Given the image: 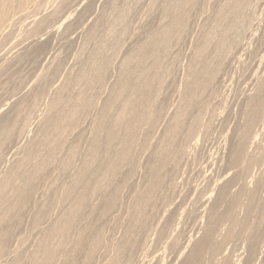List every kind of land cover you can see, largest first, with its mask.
<instances>
[{"label": "bare ground", "instance_id": "6f19581e", "mask_svg": "<svg viewBox=\"0 0 264 264\" xmlns=\"http://www.w3.org/2000/svg\"><path fill=\"white\" fill-rule=\"evenodd\" d=\"M31 1L32 0H0V27L7 20V18L9 17V15L13 11H15L16 9L23 11L22 9H25L28 2H31ZM141 1L142 0H139L140 3H141ZM125 2L127 3L128 0H126ZM139 2H137L136 5H138ZM163 2H164V6H163L164 8L162 10L163 15H168L170 12L172 13V11L174 9H176L177 14H175V16L173 15L174 18H172V17L168 18V19H170L169 23H167L168 19L165 18L167 22L164 20L166 22V25L164 23V27L160 28L158 31V26L160 25L159 24L156 28L157 31L153 30V31H155L154 33L151 31L152 34L148 35L143 40L144 43L141 42L142 46L138 47L139 49L137 51H135V53L133 52V54H130L124 60V62H122V61H121L122 63L119 62L121 64L120 70H119V71H121V75H119L120 77H119V79H117V84L115 86H113L114 89L112 90L113 91L112 94L110 93L111 96H110L109 101H107L106 105H105V103H103L105 106L104 109L102 108L103 111H101L100 115H98V118L96 117V120L94 122H92V124H94V128L91 129L93 131L92 134H91L92 131L90 130L91 131L90 135H92V138H91L90 147H89L87 157L84 161L85 164L83 163L84 164L83 169L80 173H77L76 178L73 181H71L72 184L67 188L65 187V190L63 189L64 190L63 194L61 193L62 197L59 200L60 203L66 204V202L68 200H72V203L73 202L74 203H73V205L72 204L69 205V206H72L70 209H68V208L64 209V213L62 211L63 214H60L61 218H60V215H59V218H57V219H59V221L57 222L55 220L57 223L54 221L55 224L53 226L51 225L52 227L49 225V227H50V228L48 227L49 229L46 226V229H48V230H47V232L44 230L45 234L42 232L43 230L41 231L45 235V237L41 238L43 240H41V242L39 241L40 242V244L38 243L39 245L36 243L37 246H35V247H38V249L41 253V256L40 257L39 256L34 257V255L36 253L35 254L30 253V256L28 257L29 259L28 258L26 259L25 264H55L59 260L61 261L60 264H89L90 262H93L91 260H92V256H93L94 252L98 249L94 254L96 256V253L100 250V247L102 246V248H103V245H102V242H103L102 237L103 236L99 232V229H98V232L96 231L97 227L95 228L94 222L91 221V223H90L87 220L88 224L84 225L83 228H80V227L76 228V227L79 225L78 223L80 221H82V219H83L82 217L86 216V215H83V213L85 211V208L88 205L87 204L88 200H90V197L92 195L95 196L96 191L100 192V190L104 187H105L104 190L107 188V191H108V189H109V191L106 193V196L104 195V193H103V195L101 194L102 197L103 196H105V197H103L102 203L99 204L100 206L99 207L97 206L98 208L97 209L95 208V210H93V212H92L93 216H95V220H97L99 222L101 220H103V221L106 220L104 217L106 216L107 212L109 210H113V207H115L118 200L120 199L119 194L126 184L125 180L129 174H132V171H133L131 168L132 166L130 165V161H131V156L133 153V148L136 147V146L134 147V145H136L137 140L139 139L141 133L144 132V130L147 129V133H148L149 129H151V128L154 129L153 127H156L154 125H156L155 123H157L156 122L158 120L157 118H160L159 113L161 112V114H162L161 110H162V107H164V105H163V103H162L163 106L159 105V103L157 102L158 101L157 99L159 97H157V96H160L159 93L162 94L161 89H162L163 80L167 76L170 77V74H171L170 69H163L164 67L166 68V66H165L167 63L166 60L167 59L169 60V58L166 59V56L169 54V53H167L168 47L173 40L178 39L181 30L184 28L187 20H189L188 12L190 10H192V8L196 5L198 0H163ZM214 2H216V1H214ZM126 3H125V5H126ZM122 6H123V4H122ZM213 7L214 8H211V11L213 10V12H212V14H210V17L208 18V16H206L207 17V23L206 24L204 23L205 27H204V30L202 32L203 34L198 38L199 41L198 40H197L198 42L196 41L197 44L195 46V49L193 48L194 46H192V48L194 50H191V51H194V52L192 55L190 54L192 59L189 56L190 57L189 60L191 59V63H190V67H189V73L187 76L188 80L186 79L187 83H185V88L182 89V91L183 90L184 91L181 92L182 95H180L181 96L180 104L176 108V110H174L175 111L174 114L172 116H169L168 120L169 119L170 120L168 121V123L166 122L167 124L164 128V131L162 130L163 133L160 131L162 133V135L160 134V139L156 140V141L159 140L156 147L153 148V146H154L153 142H152V145H151V143L148 144V145L152 146L151 149L153 148L154 150L152 149L153 151H151L152 153L150 154V156L152 158V162L149 163V164H151L149 166V176L146 179V182H144L145 181L144 179L142 182L143 184L145 183V185H143L141 183L143 185L142 188H140L138 190H132L134 192L130 191L133 193L132 195L130 194L131 195L130 201L128 199L129 198L128 196L123 197V198L127 197L128 201H126V206H127V202H128L129 203L128 205L131 209V211H130L131 216L129 214L130 217H129V221H128L129 225H128V227L126 226L127 228L125 226H123L124 228H126V229H124V231L125 230L126 231L123 234V236L121 238L119 237L120 239L118 238L119 241H117V243L115 241V244H113L112 246H109L110 249L106 253L104 252L105 254L103 257L101 256L102 257L100 259V260H102L101 264H160L159 263L160 261H158V260L156 261V259H155L157 257L156 255H155L156 257L153 258L155 260H153L152 258L147 259V257H150V255H152V254H150L149 256H147L148 252L151 250L150 249L148 251V246L152 245V244H150L151 240H149V236L154 234V232L152 233V231H155L156 232L155 237H157L156 240L153 239L154 235L151 236L153 238H150V239H152L158 243L160 242L161 243L160 245H162V243L165 244L168 240H170L169 239L170 235L173 237V235L171 233H173L177 229L176 227L179 225L178 221L182 222V220L180 221L179 218L181 216H182L181 219H183V216L185 218L186 211H185V208L183 206H184L187 198L190 197V195H192V194H190V192H188V190H185L187 192L184 195H180V193L178 194V192H177L178 184L176 182L178 181L177 179H180L179 172H181V171H179V170H181L183 168L184 164L186 163V159L188 157L187 155L190 154L189 149L193 150L192 148H194L193 147L194 144H195V146L197 145V143H196L197 139H195V133H196V130L198 128V125L200 126V124H201V123L199 124V122L201 121L200 112H201L203 106L205 105V103L208 101V97H212L214 94H216V92H219L217 89L220 90V87H221L220 84H221V81L224 79V77L226 78V82H227L226 76H228V74H230L235 68H238L241 66H243V69H244V72L242 73L244 75H243V77H241L243 80L242 92H241L243 98H242V102L239 105V109L237 108L238 112L236 111L237 112L236 118L235 117H234L235 119L232 118V119H234V121H233L234 126H233L232 131H230L231 133L227 136V140H226L227 144H225L226 145V152L223 149V151L226 153L225 169L222 170L221 173L213 176V177H215L214 183L212 182L213 180L210 178V180H212L211 182L213 184H215V186L217 188L216 192L213 191L212 187H211V190H208V189L201 190V188L200 189L198 188V185H197L198 189L194 188L193 191L190 190L191 192H195V195H196L195 198L197 200L196 203L198 205H200L199 206L200 208H203V210L205 211L204 212L205 214H203L202 210H201L202 213H200V215L203 214V216L199 217L198 214H196V218L199 217L200 219L198 222L195 221V222H197V224L194 223L195 227L193 225V227H194V228H192L193 231L191 230L193 232L192 234H189L188 237H186V238H180V237L174 238L173 237L174 238L173 240L171 238L172 241L170 240V242H167L166 245H164V247H161V248H163L162 249L163 253L167 250L168 251L167 253H169V255H170L169 256L170 259H168L169 261L166 259L167 260L166 264H238V262L236 263V261H233L234 259L231 260L230 253H232L235 250L239 251V249H241V251H243V253L241 252V254L245 255V253H246L245 257L248 256L250 259L251 258H257V259L260 258V260H262L261 258L264 257V168L262 167V166H264V145L260 146L258 143V138H260V139L264 138V0H217L216 4H213ZM201 9H202V7H201ZM119 10H121V9H119ZM131 10H133V7ZM129 11L130 10H128V9H124L118 15L117 19L113 18L115 20H114L112 25L109 24V27H111L109 29V32L105 33L102 38H101V35L99 37L100 33L97 32V30H95L96 31L95 33H99L98 34L99 38L97 39L96 38L97 36H96V37H94L95 40H99L101 38V40H99L97 45L95 44L97 46L96 50L90 51L93 53L92 55H94L96 57V60H97V58L98 59L102 58V56L104 55V54L102 55V53H103V49L106 48L107 44L109 43L108 42L109 35H112V37L117 35V36H115V37H117V39H115V37H114L115 42H117V44H119L121 42L120 40H121V38H123V36L125 34V30H126L125 28H126L127 20H128V18L130 19V17H128V16H130L129 15L130 12H133V11H130V12ZM114 12L115 11H113V15L117 16L118 13L116 14ZM60 13H62V12H60ZM172 14H174V11ZM189 14H191V11ZM159 16H161V15H159ZM53 19H54L53 21H55V18H53ZM66 20H68V19L65 18V20H63L64 23L66 22ZM154 21H155V19H154ZM62 22H59L60 25ZM151 22H153V21H151ZM159 22H160V19H159ZM146 23L148 24V22H146ZM155 23H157V22H155ZM162 23H163V20H162ZM97 24H99L98 21H97ZM8 25H10V23ZM94 25H96V24H94ZM56 29L54 27V30H56ZM99 29H100V27H99ZM186 30H187V28H186ZM91 32H93L92 29H91ZM103 32L104 31H102L101 34H103ZM149 33H150V31H149ZM146 34H148V33H146ZM91 35H93V34H91ZM92 38L93 37L91 36V40H92ZM137 38H138V36H137ZM93 42H95V41L93 40ZM115 42H114V44H116ZM35 43H37V42H35ZM90 44H92V43H90ZM92 45H94V44H92ZM30 46H32V45H30ZM116 47H118V46H116ZM45 48H47V47H45ZM43 49H44V45L41 44L39 47L34 48L33 51L29 52L28 54H26L27 53L26 52L25 53L26 55H24L22 57L17 56L18 57L17 58L16 56H13V57H16L17 59L15 58L16 60L15 59H12V60H14L15 62H20V61L25 62V61L33 59L35 56L37 58V54L40 53ZM114 50L116 51V49H114ZM119 50H120V48H119ZM117 54H118V52H117ZM90 55H91V53H90ZM41 56H42V54H41ZM179 57H181V56H179ZM103 58H104V56H103ZM90 60L92 63L93 60L92 59H90ZM164 61H166V63ZM97 62H99V63L101 62L102 66L96 67V68L89 67V68L83 69L80 74L78 73L79 74L78 76H76V77L74 76L75 83L78 84L79 81L82 82V80L83 81L85 80L87 82L89 75L92 72L94 73V71H96V70H97V74H96L97 79H98V81L101 80L105 76V68H106L105 65L107 62L103 61L104 62L103 64H102V60L101 61L99 60ZM89 63L87 62V64H89ZM163 63L165 64L164 66H163ZM13 64H15V63L13 62ZM30 64H32V62ZM16 65H18V63ZM51 65H53V64H51ZM18 67H19V65H18ZM187 67H188V65H187ZM187 67H185V68H187ZM241 69H239V70H241ZM78 71L79 70H77L76 73ZM2 72L0 74H2ZM186 72H187V69H186ZM5 73L7 75L12 74L11 70H8V68L5 70ZM178 74H180V73H178ZM7 75H6V77H9ZM14 75H16V74H14ZM173 75H174V72H173ZM1 76H3V75H1ZM16 76H13V78ZM106 76H108V75H106ZM3 77H2V79H3ZM6 77H5V80H6ZM182 77H183V75H182ZM17 79H18V77H17ZM137 79L139 80V82H138V84H135ZM9 80H10V78H9ZM20 80H18V82ZM6 81L8 82V79ZM172 81H173V78H172ZM183 81H184V79H183ZM96 82H97V80H96ZM223 82L225 83L224 80H223ZM3 83H4V81H3ZM183 83H182V86H183ZM16 84H17V82H16ZM85 84H87V83H85ZM79 85L80 84H78L77 86H79ZM225 85L226 84H224V86ZM1 86H2V84H1ZM72 86H74V85H71V87ZM86 86L89 88L88 84ZM95 86L99 87L98 85H95ZM39 87H40V85L38 86V88ZM66 87H68L67 84L65 85V88ZM87 87H85V88H87ZM20 88H22V87L20 86ZM81 88H83V87L81 86ZM95 89H94V91H95ZM77 90L79 91V89H77ZM77 90L75 91V89H74L72 92V94H74V96L70 100L71 102L68 101V103H70V107L68 110L61 111V110H59L60 107L58 106L59 102L56 101L54 103L53 108L55 110L53 109L54 112H53L51 122L49 119V122H50V124L48 123L49 126L48 127L45 126V129L42 132V136L40 137V140H38L39 141L38 144L40 145L39 147L41 148L40 150L43 151V152L41 151V153H43V157L41 158V162H38V161L36 162L34 160V157H33L34 153L32 154V151H31L32 149L30 148V152L28 151L29 154H27L25 156V158L22 159L23 161H21V162L22 163L26 162V164L29 163V164L33 165V168H32L33 170L28 167L29 170L30 169L32 170V171L28 170L31 173L28 172L29 174L25 178L23 176L24 179H22V175L24 174L22 172V170L24 168L21 170V168H22L21 166H23L24 164L18 163L19 164L18 165L16 163L14 165H17V166H15L14 168H11L12 170L10 171V173L7 176L5 175V178L3 179V181L1 180L2 183L0 184L1 185L0 186V204H1V202H3L5 204L4 206L1 205V206H3V207H1L2 211H1V217H0V230L1 231L3 230L2 228L6 227L5 223H6L7 219L10 217V215L13 214V212L15 211V208L18 209V207H17L18 205H22V204L24 205L25 203H27V200H29V198L31 197L30 194H32L36 185L39 183V181L37 182L38 178L40 176H42L43 174H45V172H47L46 169H48V170L50 169L47 167L48 166L49 167L55 166V164H56L55 160H56V158H58L57 154L60 151V148H61V145L63 142V138L65 136L64 131L65 132L70 131V129H72V127H74L76 125V123H78V121L80 122V119L83 115V112H84L83 116L86 117L85 110H86V108L89 109V107H91V103H90L89 98L94 99V95L92 96L91 92L89 90H88L89 94H87V92L83 89H80L79 92H77ZM174 90H175V88H174ZM38 91H39V89H38ZM74 92L75 93L77 92L76 95ZM220 93H221V91H220ZM99 94H100V92H99ZM90 95H91V97H90ZM161 96L163 98V94ZM69 97H71V96H69ZM217 97H218V95H217ZM28 99H31V98H28ZM91 101H92V99H91ZM178 101H179V99H178ZM215 101H216V99H215ZM215 101L213 99L212 102L215 104ZM220 101H222V100H220ZM220 101H219V104H221ZM35 103H37V102H35ZM157 104L159 106H157ZM214 104H213V106H214ZM22 105L23 104H19V103L15 105V107H14V110L16 111L15 115H17V113L20 112L19 110H20ZM33 105H31V107H34ZM165 107H167V106H165ZM92 108H93V106H92ZM50 109L51 108H49V111H50ZM204 109H206V108H204ZM212 111H213V109H212ZM86 112H88V111H86ZM113 112H116V113L113 115ZM230 112H231V110H230ZM169 114H171V113H169ZM2 115H4V114H2ZM228 115L229 114H227L226 116H228ZM230 116H231V114H230ZM1 118H2L3 123L5 122L6 124H8V123L11 124V122L13 121L12 122L13 125H10V124L7 125V127L9 125L11 127L6 128L7 131H5L6 129L4 130L5 134L10 133L11 131L13 132L15 130V128H13V126L15 125V123H17L16 118H15V120H13V117H12L11 121L7 116L1 117ZM82 120H83V117H82ZM230 120H231V118H230ZM41 127L44 128L43 125ZM12 128L14 130H12ZM40 130H41V128H40ZM15 131L17 134V130H15ZM15 131H14V133H15ZM154 131H155V129H154ZM56 132H59V134L60 133L61 134L58 135V133H56ZM52 133H55V135L57 134L58 137H56L55 141L49 142L50 139L48 140V137ZM144 134H145V132H144ZM1 135L3 136L2 133H1ZM156 136H157V134H156ZM1 137H0V139H1ZM51 137H52V135H51ZM3 138H4V136H3ZM53 138H54V135H53ZM202 138H203V136H202ZM145 139H146V136H145ZM35 140L33 142H35ZM146 140H148V139H146ZM151 140H153V139H151ZM151 140H150V142H151ZM153 141H155V140H153ZM36 143H37V140H36ZM155 143H157V142H155ZM34 145H36V144H34ZM18 146H20V145H18ZM140 146H141V144H140ZM39 147L37 146L36 149L38 150ZM146 148H148V146ZM34 149H35V146H34ZM36 149H35V151H36ZM40 150H38V152ZM147 151L150 152V150H147ZM7 152H8V150H7ZM74 152H76V150L71 151V152L69 150L67 158L61 162V164L63 163L62 168L60 169L61 171L63 170V172H67V171L71 170L70 164L73 161L72 159H74V157H75L74 155H76V153H74ZM2 153L3 152H0V154H2ZM144 153L147 154V152H144ZM2 156H0V157H2ZM35 158H36V156H35ZM81 162H83V161H81ZM188 162H189V160H188ZM51 164H53V165H51ZM145 164H147L146 161H145ZM122 165L125 167L126 166L127 167L130 166V167L128 169H126L127 172L123 174V179H121L122 181L119 180L118 181L119 183H116L114 181V177L116 175L118 176V174L120 173L119 170L121 169ZM57 166H59V165H57ZM140 166H138V167L141 168ZM255 167H258L259 169L258 168L256 169ZM253 168H255L257 171L259 170L258 174L257 173H256V175L250 174L251 173L250 171ZM255 169H253V171ZM100 170H103V172H101ZM140 170L141 169H139V171ZM5 173H7V172H5ZM141 173H142V170H141ZM143 173H145V172H143ZM185 173H186V171H185ZM67 174H69V173H67ZM121 174H122V172H121ZM140 174H138V175H140ZM249 174H250V176H249ZM144 175L145 174H142V177ZM85 176L91 178L92 183L88 180L87 181L85 180V181H86V183L90 182L91 184H93L92 187H91L90 183L86 184V183H84V181H82L83 177H85ZM146 176L147 175H145V177H143V178H146ZM131 177H132V175L130 176V181H132ZM43 178L44 177H42L41 179H43ZM248 178H250V180H248ZM140 179H142V178L140 177ZM20 181L22 182V185H21ZM56 181H58V180H56ZM18 182H20L21 186H19V184H17ZM182 183L183 182L180 181L179 184H182ZM127 184L130 185L129 188H131L132 183L131 184L127 183ZM140 185H138V186H140ZM208 185H210V183ZM79 186H81L80 191L78 190ZM186 186H187V184H186ZM132 187H135V186H132ZM179 187H180V185L178 186V188ZM127 188L128 187H126L125 190H129ZM60 189H61V187H60ZM188 189H190V188L188 187ZM35 191L36 190H34V192ZM101 192H103V190ZM105 192H106V190H105ZM125 192L126 191H124V193ZM127 192H129V191H127ZM214 192H215V195L213 194ZM55 194H57V193H55ZM58 194H60V193H58ZM177 198L180 200H178ZM123 200H126V199H123ZM189 201H191V200H189ZM69 202L70 201H68V203ZM48 204H50V203L48 202ZM48 204H47V206H48ZM51 204L49 205V207L51 206ZM64 204H62V205H64ZM225 205H226V209L223 208ZM88 206H90V205H88ZM25 207H26V205H25ZM42 207H44V206H42ZM186 207L188 208V205ZM221 207L223 208V210L221 209L222 212L220 210ZM63 208H65V205ZM200 208L198 209L199 211H200ZM19 209H20V207H19ZM47 209H50V208L47 207ZM47 209L45 210L46 212H48ZM92 209H94V208H92ZM22 210L25 211V209H23V208H22ZM65 210H67V211H65ZM38 211H40V210H38ZM184 211H185V213H184L185 215H182ZM14 213H16V212H14ZM48 213H46V214H48ZM123 213H121V214H123ZM195 213H198V212H195ZM127 214H128V212H127ZM88 215H89V212H88ZM163 215H165V218H166L164 224L162 222V220L164 218ZM15 217H17V216H14V218ZM37 217H39V216H37ZM14 218H13V222H14ZM18 218H20L19 215H18ZM160 218H162V219H160ZM159 219L161 221H159ZM103 221H101L102 224H103ZM124 221H126V220H124ZM16 222H17V220L15 221V223ZM82 222H84V221H82ZM128 222L126 224H128ZM160 222L163 224V226L161 228L159 226ZM183 222H185V221L183 220ZM123 223H121V224L123 225ZM19 224H16L17 227ZM176 224H177V226H176ZM8 225H7V227H8ZM124 225H125V223H124ZM180 225L182 226V223ZM9 226H13V224L9 225ZM80 226H82V225H80ZM174 226H176L175 227L176 229L174 228ZM13 227H11V229H13V230L17 229V228H13ZM118 227H120V225ZM157 227H159V228L157 229ZM172 228H174L175 230ZM7 229H9V228H7ZM13 230H12V232H13ZM75 231H76L75 241L73 242V244H71L72 242L70 241L71 245H69V247H68L69 249L64 250V247H65L64 243L68 240V236H70L69 234L71 232L75 233ZM120 232L122 233L123 230ZM149 232L151 233V235H149L150 234ZM6 233L4 232L3 234H6ZM10 234H12V233L10 232ZM10 234H8V235H10ZM119 234H118V236H119ZM1 235L2 234L0 233V237H1ZM13 235H14V232H13ZM120 235H122V234H120ZM71 236L73 237V234H71ZM178 236H179V233H178ZM72 237H71V239H73ZM6 238L7 237L5 236V239ZM11 238L9 240H11ZM22 239H24V238H22ZM163 239H165L166 241L161 242L160 240L163 241ZM5 242H4V240L0 239V256H2V257H3L2 254L4 253V251H7V248L5 249V247H6ZM151 243H153V242H151ZM13 244H14V242H13ZM106 246H107V243H106ZM156 246H158V245H156ZM152 247L153 246H151V248ZM31 249H33V248H31ZM18 250H19V246H18ZM34 252H32V253H34ZM100 253H102V252H100ZM238 254H240V252L239 253L237 252V254L233 253L234 256L238 255ZM5 255H6V253H5ZM13 255H16V254H13ZM95 256L93 257V260L96 259V257L98 255L96 257ZM16 258H17V256L14 258L15 260L13 262H12V260H10V262H7V263L11 264V262H12V264H20V261ZM98 258H100V256ZM80 259H81L82 263L80 262ZM238 259H239V257H238ZM244 261H247V260L244 259ZM249 261L253 262L252 259ZM249 261H247V263ZM254 261H256V259ZM99 262L100 261H98V263ZM244 263H242V264H244ZM92 264H94V263H92Z\"/></svg>", "mask_w": 264, "mask_h": 264}, {"label": "rangeland", "instance_id": "374dc122", "mask_svg": "<svg viewBox=\"0 0 264 264\" xmlns=\"http://www.w3.org/2000/svg\"><path fill=\"white\" fill-rule=\"evenodd\" d=\"M70 1V2H69ZM126 0H32L31 2H28V4L26 5L25 9L18 10L16 9L15 11H13L9 17L7 18V20L1 25L0 27V73L2 72V74H0V137L2 136L1 133L3 134V136L0 139V152H3L2 154H0V184L2 183L3 179L5 178V175L7 176L10 171L12 170L11 168H14L17 165L14 164H21L23 161L22 159L25 158V156L27 154H29L30 152V148L32 149V154L34 155V160L37 162H41V158L43 157V153H41L42 150H40L41 148L39 147L40 145L38 144V140H40V137L42 136V132L45 129V126L48 127L52 116H53V112H54V103L56 101L59 102V110L61 111H66L69 109L70 107V100L73 98L74 94H72L73 90L75 89V91L77 89H83L87 92V94H89L88 90L91 92V95H94V99L93 98H89L90 103H91V107L86 108L85 110V116L84 112H83V120L82 117L80 119V122L78 121V123H76V125L74 127H72V129H70V131L65 132L64 131V138H63V142L60 148V151L58 152V158H56L55 160V166L53 167H47L50 168L49 170H47V172H45V174H43L42 176H40L37 180V182L39 181V183L36 185L35 189L36 190L34 192H32V194H30V198L29 200H27V203H25L24 205H18V209L15 208L16 213L13 212L12 215H10V217L7 219L6 221V227L7 225H12L13 226H9L7 228H2L3 230H0V233L2 234L0 239L4 240L5 242V249L7 248V251H4V253L2 254V256H0V264H10L7 262H10V260H12V262L15 260L14 258L17 256L16 259H18L20 261V264H25L26 259L30 256L31 254H35L34 257H40L41 253L38 249L37 244L41 242V238L45 237V231L47 232V230L50 228L49 225L53 226L55 224V222L59 221V215L64 213V209H70L72 206H69L70 204L73 205L72 200H68L70 201L68 203V201L66 202V204L64 203H60V199L62 197L63 191L65 190V187H69L72 183L71 181H73L76 178L77 173H80L83 169L84 166V161L87 157L88 151H89V147H90V142H91V138L92 135H90V132L92 131L91 129L94 128V124H92V122H94L96 120V117L98 118V115H100L101 111H103L104 109V104L106 105L107 101H109L110 96L112 94V90L114 89L113 86H115L117 84V79H119V75H121V71L120 70V66L122 62H124V60L130 55L133 54V52L135 53V51H137L139 48L141 47L143 40L148 36L151 35L152 32L154 33L155 31H157V26H158V31L160 28L164 27V23L166 25V19L168 18H174L173 15L175 16V14H177L176 9H174V14L173 11L172 13L170 12L168 15H163V6H164V2L163 0H142L141 3L139 2V0H128V4L125 2ZM217 0H198V2L196 3V5L192 8L191 14L190 11L188 12V18L189 20H187L184 28L181 30L178 39L173 40L167 50V53H169L166 56V59L169 58V60L167 59V63L166 61H164L166 63V65L163 63V66L165 65L166 68L164 67L163 69H170L171 70V74L170 77L167 76L162 83V89H161V93L163 94V98H162V94L159 93L160 96L156 101L159 103V105L163 106L162 107V114L161 112L159 113L160 118H157L158 120L156 121L157 123H155L156 127H153L155 129H149L148 133H147V129L144 130L143 133H141L139 139L137 140L136 145H134L135 148H133V153L131 156V161H130V165L132 166V174H129L126 178V184L129 183L131 185H126V187H128L127 189L129 190H125V186L122 189V191L119 194V200L117 202V204L115 205V207H113V210H109L106 214V216L104 217L105 221L102 222L95 220V216H93L92 212L93 210H95V208L97 209L100 205V203H102L103 197L106 196V193L109 191H107V188L104 190V188H102L99 191H96L95 196L92 195L90 197V200H88V206L85 208V211L83 213V215H86L84 217H82V221H80L78 224V226L76 228H83L84 225L88 224L87 222L89 221L91 223L94 222L95 224V228L97 229L96 231L101 233L102 237V246L100 247V250L98 251L99 253H96V256L94 255L95 252L98 250H96L92 256V260L93 262H90L89 264H101L102 260H100L104 254L110 249L109 246H112L113 244H115V241L117 243V241H119V239L123 236V234L125 233L124 229H126L129 225V217L131 216V209L129 207V203L127 202V206H126V198H123L124 196H128L129 201H130V197L133 194L132 190H138L140 188L143 187V185H145V183L143 184V179L145 180L144 182H146V179L149 176V166L151 164H149L150 162H152V158L150 156V154L152 153L151 151H153L156 147V145L158 144V141H156L157 139H160V134L162 135L164 128L166 126V124L168 123V118L169 116H172L174 114V110H176V108L179 106L180 104V98L182 95L181 92L182 89L185 88V83H187V76L189 73V67H190V63H191V59L192 57L190 56V54L192 55L196 46V41H199V37L203 34V30L205 27V24L207 23V17H210V14H212L213 10L211 11V8L213 7V4H216V2H214ZM126 5H125V3ZM137 2H139L138 5ZM30 3V4H29ZM94 3V4H93ZM130 3V4H129ZM132 3V4H131ZM145 3V4H144ZM66 4V5H65ZM78 4V5H77ZM104 4V5H103ZM119 6H118V5ZM123 4V6H122ZM162 4V5H161ZM51 5V6H50ZM134 5V6H133ZM122 6V7H121ZM215 6V5H214ZM110 7V8H109ZM125 7V8H124ZM131 7V8H130ZM133 7V10H131ZM139 7V8H138ZM202 7V9H201ZM57 8V9H56ZM135 8V9H134ZM114 9V10H113ZM121 9V10H119ZM124 9H128L130 11V19L128 18L127 23H126V30H125V34L123 36V38H121V42L119 44H117V42H115V39H117V35L113 36L109 35L108 38V44L107 47L103 49V53L102 58L96 60V57L94 55H92L93 53L90 51H95L97 48V43L99 42V40H101V38L104 36L105 33L109 32V29L111 27H109V24H113L114 20L117 19L118 15L123 11ZM110 11V12H109ZM113 11H115L114 13H118L117 16L113 15ZM119 11V12H118ZM193 11V12H192ZM208 11V12H207ZM62 12V13H60ZM64 12V13H63ZM157 12V13H156ZM176 12V13H175ZM59 13V14H58ZM73 13V14H72ZM96 13V14H95ZM99 13V14H98ZM133 13V14H132ZM70 14V15H69ZM172 14V15H171ZM17 15V16H16ZM67 15V16H66ZM161 15V16H159ZM163 15V16H162ZM58 16V17H57ZM60 16V17H59ZM70 18H69V17ZM80 16V17H79ZM168 16V17H167ZM11 17V18H10ZM19 17V18H18ZM142 17V18H141ZM161 17V18H160ZM164 17V18H163ZM55 18V21H53ZM66 20V22L64 23L63 20ZM115 18V19H113ZM157 18V19H156ZM166 18V19H165ZM204 18V19H203ZM109 21H108V20ZM155 19V21H154ZM160 19V22H159ZM58 22H57V21ZM113 20V21H112ZM163 20V23H162ZM166 22H165V21ZM168 19V22L169 23ZM205 20V21H204ZM21 21V22H20ZM23 21V22H22ZM63 21V22H62ZM97 21L99 24H97ZM112 21V22H111ZM153 21V22H151ZM8 22V23H7ZM25 22V23H24ZM59 22H62L61 25ZM109 22V23H108ZM111 22V23H110ZM148 22V24L146 23ZM157 22V23H155ZM10 23V25H8ZM59 23V24H58ZM129 23V24H128ZM153 23V24H152ZM205 23V24H204ZM5 24V25H4ZM96 24V25H94ZM4 25V26H3ZM110 25V26H111ZM149 25V26H148ZM154 25V26H153ZM163 25V26H162ZM3 26V27H2ZM8 26V27H7ZM16 26V27H15ZM58 26V27H57ZM104 26V27H103ZM107 26V27H106ZM147 26V27H146ZM54 27L56 30H54ZM61 27V28H60ZM98 27V28H97ZM100 27V29H99ZM128 27V28H127ZM154 27V28H153ZM10 28V29H9ZM26 28V29H25ZM53 28V29H52ZM105 28V29H104ZM153 28V29H152ZM187 28V30H186ZM91 29L93 32H91ZM102 29V30H101ZM107 29V30H106ZM144 29V30H143ZM6 30V31H5ZM50 30V31H49ZM97 30V32L99 33H95ZM141 32H140V31ZM155 30V31H153ZM201 30V31H200ZM54 31V32H53ZM103 32V34H101ZM145 31V32H144ZM150 31V33H149ZM152 31V32H151ZM34 32V33H33ZM129 32V33H128ZM190 32V33H189ZM4 33V34H3ZM31 33V34H30ZM56 33V34H55ZM138 33V34H137ZM148 33V34H146ZM93 34V35H91ZM101 35V38L99 40H95L94 37H96L97 39L99 38ZM137 34V35H136ZM141 34V35H140ZM190 34V35H189ZM31 35V36H30ZM89 35V36H88ZM33 36V37H32ZM91 36L93 37L91 40ZM138 36V38H137ZM111 37V38H110ZM115 37V39H114ZM125 37V38H124ZM257 37V36H256ZM36 38V39H35ZM143 38V39H142ZM21 39V40H20ZM89 39V40H88ZM35 40V41H34ZM93 40L95 42H93ZM113 40V41H112ZM139 40V41H138ZM34 41V42H33ZM118 41V40H117ZM140 43H138V42ZM197 41V42H198ZM37 42V43H35ZM44 45V51L42 50L40 53L37 54V58L36 56L28 61L25 62H15L12 59H15L17 56L18 57H22L26 54H28L29 52L33 51L34 48L39 47L41 44ZM114 42L116 44H114ZM142 42V43H141ZM23 43V44H22ZM94 45H92V44ZM96 44V45H95ZM110 44V45H109ZM27 45V46H26ZM32 45V46H30ZM90 45V46H89ZM34 46V47H33ZM96 46V47H95ZM115 46V47H114ZM118 46V47H116ZM192 46H194L192 48ZM20 47V48H19ZM30 47V48H29ZM32 47V48H31ZM47 47V48H45ZM94 48V49H93ZM120 48V50H119ZM133 48V49H132ZM136 48V49H135ZM7 49V50H6ZM116 49V51L114 50ZM23 50V51H22ZM110 50V51H109ZM134 50V51H133ZM11 51V52H10ZM46 51V52H45ZM106 51V52H105ZM131 53H130V52ZM191 51V52H190ZM27 52V53H26ZM108 52V53H107ZM118 52V54H117ZM120 52V53H119ZM188 52V53H187ZM190 52V53H189ZM15 53V54H14ZM19 53V54H18ZM26 53V54H25ZM91 53V55H90ZM42 54V56H41ZM124 54V55H123ZM90 55V56H89ZM16 56V57H13ZM41 56V57H40ZM90 58H89V57ZM106 56V57H105ZM181 56V57H179ZM191 57V59L189 60V58ZM11 57V58H10ZM17 57V58H18ZM16 58V59H17ZM40 58V59H39ZM15 59V60H16ZM35 59V60H34ZM47 59V60H46ZM89 59V60H88ZM92 59V63L91 60ZM108 61H107V60ZM177 59V60H176ZM101 61L102 60V64L104 62H107L105 65V78L103 77L101 80L98 81L97 79V70L94 71V73L92 72L89 75V78L87 79V82L84 80H82V82L79 81L78 84H80L79 86H77L78 84L75 83L74 81V76H78L81 71L83 69L89 68V67H100L101 62H97V61ZM106 60V61H105ZM104 61V62H103ZM122 61V62H121ZM13 62L15 64H13ZM27 62V63H26ZM32 62V64H30ZM82 62V63H81ZM87 62L89 64H87ZM97 62V63H96ZM109 62V63H108ZM120 62V63H119ZM179 62V63H178ZM18 63V65H16ZM20 63V64H19ZM13 64V65H12ZM53 64V65H51ZM174 64V65H173ZM177 66H176V65ZM6 65V66H5ZM14 67H12V66ZM30 65V66H29ZM83 65V66H82ZM86 65V66H85ZM188 65V67H187ZM24 66V67H23ZM118 66V67H117ZM19 69H17V68ZM83 67V68H82ZM108 67V68H107ZM187 67V68H185ZM8 68V70H11V73L16 74V75H7L5 73V70ZM242 68V69H241ZM13 69V70H12ZM174 69V70H173ZM187 69V72H186ZM241 69V70H239ZM17 72H15V71ZM18 70V71H17ZM79 70L77 73L76 71ZM108 72H107V71ZM14 71V72H13ZM184 71V72H183ZM241 73H240V72ZM174 72V75H173ZM244 72L243 66L235 68L230 74H228L227 77V82H226V78L224 77V81H221L220 84V90L217 89L219 92H216V94H214L212 97H208V101L205 103V105L203 106L201 112H200V119L201 121L199 122L200 126L198 125V128L196 130L195 133V139H197V145L195 146L194 144V148H192L193 150L189 149V155H187V159H186V165L184 164L183 168L179 171L180 174V179H177L178 181L176 182L178 184V186L180 185V189L177 186V192L178 194L180 193V195H184L188 190V192H190V197L187 198V200L185 201L184 204V208L185 211L183 212L182 215H185V218L183 216V219H181V217L179 218V220L182 222H179V227L174 226L175 231L173 233H171L173 235L174 238H186L188 237L189 234H192L193 229L195 227V224H197V222L199 221V217L203 216V214H205L203 208H200L197 203H196V195L195 192H191L193 191L194 188L196 189H208L211 190V187L213 188V191L216 192V186L214 183V178L213 176L219 174L222 172V170L225 169V158H226V145L227 144L226 140H227V136L231 133L230 131H232L233 129V121L236 118V113L238 112L239 109V105L242 102V78L244 74H242ZM76 73V74H75ZM79 73V74H78ZM120 73V74H119ZM180 73V74H178ZM234 73V74H233ZM9 77H6V75ZM3 75V76H1ZM95 75V76H94ZM108 75V76H106ZM112 75V76H111ZM183 75V77H182ZM13 76H16L13 78ZM46 76V77H45ZM233 78H232V77ZM3 77V79H2ZM8 79V82L5 80ZM12 77V78H11ZM18 77V79H17ZM69 77V78H68ZM95 77V78H94ZM107 77V78H106ZM173 81H172V78ZM186 77V78H185ZM10 78V80H9ZM16 78V79H15ZM21 80H20V79ZM35 78V79H34ZM241 78V79H240ZM12 79V80H11ZM15 79V80H14ZM72 79V80H71ZM97 82H96V80ZM169 79V80H168ZM184 79V81H183ZM187 79V80H186ZM231 79V80H230ZM18 80H20L18 82ZM175 80V81H174ZM230 80V81H229ZM4 81V83H3ZM66 81V82H65ZM173 83H172V82ZM184 83H183V82ZM6 82V83H5ZM17 82V84H16ZM21 82V83H20ZM58 82V83H57ZM73 82V83H72ZM89 82V83H88ZM139 80L137 79L135 84H138ZM20 83V84H19ZM24 83V84H23ZM87 83L89 85V88L86 86ZM99 83V84H98ZM176 83V84H175ZM183 83V86H182ZM226 84L224 86V84ZM2 84V86H1ZM4 84V85H3ZM67 84L68 87L65 88V85ZM85 84V85H84ZM223 84V85H222ZM22 88H20V86ZM40 85V87L38 88V86ZM42 85V86H41ZM64 85V86H63ZM71 85H74L71 87ZM98 85L99 87L95 86ZM64 88H63V87ZM70 86V87H69ZM81 86L83 88H81ZM95 86V87H94ZM176 86V87H175ZM224 88H223V87ZM57 87V88H56ZM59 87V88H58ZM77 87V88H76ZM87 87V88H85ZM171 87V88H170ZM180 87V88H179ZM42 90H41V89ZM93 88V89H92ZM96 88V89H95ZM175 88V90H174ZM219 88V87H218ZM222 88V89H221ZM39 89V91H38ZM62 89V90H61ZM95 89V91H94ZM13 90V91H12ZM22 90V91H21ZM68 90V91H67ZM92 90V91H91ZM241 90V91H240ZM71 91V92H70ZM77 90V92H79ZM177 91V92H176ZM221 91V93H220ZM32 92V93H31ZM71 94H70V93ZM76 92V93H77ZM93 92V93H92ZM100 92V94H99ZM4 93V94H3ZM70 95H69V94ZM75 93V92H74ZM75 93V95H76ZM111 93V94H110ZM177 93V94H176ZM218 93V94H217ZM99 94V95H98ZM110 94V95H109ZM241 94V95H240ZM90 95V97H91ZM97 95V96H96ZM177 95V96H176ZM218 95V97H217ZM223 95V96H222ZM229 95V96H228ZM24 96V97H23ZM26 96V97H25ZM67 96V97H66ZM71 96V97H69ZM99 96V97H98ZM218 98H216V97ZM22 97V98H21ZM58 99H57V98ZM89 97V96H88ZM179 97V98H178ZM223 97V98H222ZM25 98V99H24ZM31 98V99H28ZM34 98V99H33ZM69 98V99H68ZM101 98V99H100ZM211 98V99H210ZM36 99V100H35ZM67 99V100H66ZM94 102H92L91 101ZM163 99V100H162ZM179 99V101H178ZM214 99H216L215 104L212 102ZM17 100V101H16ZM32 100V101H31ZM35 100V101H34ZM160 100V101H159ZM210 100V101H209ZM222 100V101H220ZM15 101V102H14ZM103 101V102H102ZM162 101V102H161ZM166 101V102H165ZM219 101L221 102V104H219ZM34 102V103H33ZM37 102V103H35ZM67 102V103H66ZM177 102V103H176ZM23 104L20 108V112L16 114V111L14 110V107L16 104ZM163 103V105H162ZM166 103V104H165ZM213 106L212 107L210 104ZM213 103V104H212ZM26 104V105H25ZM34 104V105H33ZM38 104V105H37ZM64 104V105H63ZM69 104V105H68ZM97 104V105H96ZM218 104V105H217ZM233 104V105H232ZM31 105H33L34 107H31ZM157 104V106H159ZM208 105V106H207ZM210 105V106H209ZM62 106V107H61ZM93 106V108H92ZM156 106V107H157ZM167 106V107H165ZM39 107V108H38ZM174 109H173V108ZM234 107V108H233ZM30 108V109H29ZM49 108L50 111H49ZM93 110H92V109ZM103 108V109H102ZM206 108V109H204ZM209 108V109H208ZM232 108V109H231ZM238 108V109H237ZM10 109V110H9ZM36 109V110H35ZM54 109V110H53ZM91 109V110H90ZM101 109V110H100ZM213 109V111H212ZM7 110V111H6ZM26 110V111H25ZM209 110V111H208ZM231 110V112H230ZM9 111V112H8ZM32 111V112H31ZM88 111V112H86ZM116 111V110H115ZM164 111V112H163ZM167 111V112H166ZM173 113H172V112ZM212 111V112H211ZM237 111V112H236ZM50 112V113H49ZM117 112V111H116ZM113 112V115L116 113ZM206 114H205V113ZM211 112V113H210ZM217 112V113H216ZM225 112V113H224ZM227 112V113H226ZM7 113V114H6ZM24 113V114H23ZM171 113V114H168ZM4 114V115H2ZM227 114H229L228 116H226ZM231 114V116H230ZM2 115V116H1ZM97 115V116H96ZM166 117H165V116ZM217 115V116H216ZM7 116L10 121L12 120L11 118L13 117V120H17V123H15V125L13 126V128H15V130H17V134L16 131L12 128V130L14 131L10 132V133H6L5 131H7L6 128L11 127L10 125H13V121L8 124H10L8 127L5 122L3 123L2 118ZM16 116V117H15ZM38 116V117H37ZM158 116V117H159ZM223 116V117H222ZM43 117V118H42ZM219 117V118H218ZM228 117V118H227ZM235 117V118H234ZM42 118V119H41ZM45 118V119H44ZM95 118V119H94ZM231 118V120H230ZM234 118V119H232ZM50 119V122H49ZM94 119V120H93ZM166 119V120H165ZM219 119V120H218ZM227 121H226V120ZM225 120V121H224ZM44 121V122H43ZM47 121V122H46ZM203 121V122H202ZM230 121V122H229ZM164 122V123H163ZM167 122V123H166ZM229 122V123H228ZM25 123V124H24ZM41 123V124H40ZM44 123V124H43ZM49 123V124H48ZM162 123V124H161ZM226 123V124H225ZM6 126H5V125ZM90 124V125H89ZM4 125V126H3ZM44 126L41 127V126ZM78 125V126H77ZM82 125V126H81ZM163 125V126H162ZM212 125V126H211ZM17 128H16V127ZM224 126V127H223ZM226 126V127H225ZM76 127V128H75ZM92 127V128H91ZM158 127V128H157ZM41 128V130H40ZM66 128V127H65ZM157 128V129H156ZM6 129V130H5ZM19 129V130H18ZM200 131H199V130ZM202 129V130H201ZM206 129V130H205ZM5 130V131H4ZM91 130V131H90ZM159 130V131H158ZM163 130V131H162ZM204 130V131H203ZM224 130V131H223ZM28 131V132H27ZM157 131V132H156ZM162 133H161V132ZM199 131V132H198ZM207 131V132H206ZM80 132V133H79ZM215 132V133H214ZM219 132V133H218ZM12 133V134H11ZM59 134V132H56ZM67 133V134H66ZM93 133V131L91 132V134ZM16 134V135H15ZM144 136H143V135ZM148 136H147V135ZM157 134V136H156ZM202 134V135H201ZM205 134V135H204ZM13 135V136H12ZM28 135V136H27ZM52 135V137H51ZM49 137L48 140L49 142H53L55 141L56 137H58V135L56 136L55 133H52ZM54 135V138H53ZM152 135V136H151ZM159 135V136H158ZM39 136V137H38ZM75 136V137H74ZM146 136V140L145 139ZM203 136V138H202ZM7 137V138H6ZM18 137V138H17ZM38 137V138H37ZM155 137V138H154ZM157 137V138H156ZM199 137V138H198ZM6 138V139H5ZM30 138V139H29ZM37 138V139H36ZM144 140H143V139ZM220 138V139H219ZM37 143H36V140ZM52 139V140H51ZM54 139V140H53ZM66 139V140H65ZM142 139V140H141ZM155 141H153V140ZM204 139V140H203ZM264 138H258V143L260 146L264 145L263 140ZM2 140V141H1ZM35 140V142H33ZM151 140V142H150ZM214 140V141H213ZM225 140V141H224ZM148 141V142H147ZM147 142V143H146ZM153 142V150L151 149L152 146L148 145L149 143H151L152 145ZM157 142V143H155ZM22 143V144H21ZM77 143V144H76ZM83 143V144H82ZM194 143V142H193ZM36 144V145H34ZM38 144V145H37ZM66 144V145H65ZM139 144V145H138ZM141 144V146H140ZM143 144V145H142ZM216 144V145H215ZM20 145V146H18ZM26 145V146H25ZM35 149L38 146V150H40L38 152V150ZM81 145V146H80ZM148 148H146L147 146ZM206 145V146H205ZM2 146V147H1ZM5 146V147H4ZM32 146V147H31ZM140 147V148H139ZM16 148V149H15ZM88 148V149H87ZM83 149V150H82ZM86 149V150H85ZM140 149V150H139ZM145 151H144V150ZM150 150V152H148L147 150ZM224 149V151H223ZM2 150V151H1ZM8 150V152H7ZM18 150V151H17ZM71 151H75L74 153H76V155H74V159H72L73 161L71 162L70 166H71V170L67 171V172H63V170L61 171L60 169L62 168V164L61 162L64 161L67 158L68 152ZM143 150V151H142ZM6 151V152H5ZM27 151V152H26ZM29 151V152H28ZM34 151V152H33ZM79 151V152H78ZM86 151V152H85ZM13 152V153H12ZM20 152V153H19ZM43 152V151H42ZM81 152V153H80ZM141 152V153H140ZM144 152H147L144 153ZM213 152V153H212ZM223 152V153H222ZM12 153V154H11ZM15 153V154H14ZM36 153V154H35ZM192 153V154H191ZM213 154V155H212ZM12 155V156H11ZM144 155V156H143ZM14 156V157H13ZM36 156V158H35ZM39 156V157H38ZM41 156V157H40ZM149 158H148V157ZM190 156V157H189ZM76 158V159H75ZM84 158V159H83ZM103 158V157H102ZM151 158V159H150ZM21 159V160H20ZM39 159V160H38ZM136 159V160H135ZM142 159V160H141ZM147 159V160H146ZM144 160V161H143ZM189 160V162H188ZM59 163H58V162ZM83 161V162H81ZM140 161V162H139ZM145 161L147 164H145ZM188 162V163H187ZM58 163V164H57ZM81 165H80V164ZM84 163V164H83ZM140 163V164H139ZM144 163V164H143ZM13 164V165H12ZM18 164V165H19ZM22 164H24L23 166H21V170L24 173L22 175V179H24L29 173V171H32L33 169V165L32 164H26V162H23ZM190 164V165H189ZM199 164V165H198ZM11 165V166H10ZM28 165V166H27ZM53 165V164H51ZM59 165V166H57ZM73 165V166H72ZM141 165V166H140ZM148 165V166H147ZM13 166V167H12ZM138 166H140L141 168H139ZM209 166V167H208ZM31 168L29 170V168ZM55 167V168H54ZM130 166H121V169L119 170L120 173L118 174V176L116 175L114 177V181L116 183H119L118 181H122L121 179H123V174L126 173V169H128ZM143 167V168H142ZM264 168V166H262ZM10 168V169H9ZM137 168V169H136ZM141 170L139 171V169ZM256 169L258 167H255ZM253 168V169H255ZM27 169V170H26ZM55 169V170H54ZM253 169H251V175H256V173L258 174L259 170L257 171L256 169L253 171ZM259 169V168H258ZM29 170V171H28ZM125 170V171H124ZM145 170V171H144ZM183 170V171H182ZM188 170V171H187ZM196 170V171H195ZM26 171V172H25ZM59 173H58V172ZM101 172H103V170H100ZM186 171V173H185ZM191 171V172H190ZM212 171V172H211ZM257 171V172H256ZM7 172V173H5ZM29 172V173H28ZM49 172V173H48ZM99 172V171H98ZM122 172V174H121ZM145 172V173H143ZM195 172V173H194ZM201 172V173H200ZM253 172V173H252ZM255 172V173H254ZM58 173V174H57ZM62 173V174H61ZM69 173V174H67ZM100 173V172H99ZM136 173V174H135ZM141 173V174H140ZM147 173V174H146ZM183 173V174H182ZM192 173V174H191ZM211 173V174H210ZM67 174V175H66ZM73 174V175H72ZM140 174V175H138ZM142 174L147 175L146 178L145 175L142 177ZM208 174V175H207ZM249 174V176H250ZM47 175V176H46ZM120 175V176H119ZM131 180L130 181V176ZM185 175V176H184ZM197 175V176H196ZM203 175V176H202ZM2 176V177H1ZM24 176V178H23ZM46 176V177H45ZM53 176V177H52ZM73 176V177H72ZM248 176V177H249ZM42 177H44L43 179H41ZM59 177V178H58ZM62 177V178H61ZM139 177V178H138ZM140 177L142 179H140ZM53 178V179H52ZM57 178V179H56ZM210 178L213 180H210ZM141 181H140V180ZM182 179V180H181ZM204 179V180H203ZM2 180V181H1ZM58 180V181H56ZM90 181L91 182V178L90 177H83L84 183H86V181ZM129 182H128V181ZM202 180V181H201ZM248 180H250V178H248ZM42 183H41V182ZM140 183H139V182ZM181 182H183L182 184H179ZM199 181V182H198ZM213 183H212V182ZM21 182V181H20ZM20 182H18L17 184L20 185ZM47 182V183H46ZM89 182V183H90ZM131 182V183H130ZM134 182V183H133ZM208 182V183H207ZM53 185H52V184ZM88 183V182H87ZM86 183V184H87ZM88 183V184H89ZM92 183V182H91ZM90 183V184H91ZM143 185H142V184ZM210 183V185H208ZM134 184V185H133ZM137 184V185H136ZM141 184V185H140ZM176 184V185H177ZM187 184V186H186ZM60 185V186H59ZM93 184H91L92 187ZM140 185V186H138ZM185 185V186H184ZM190 185V186H189ZM193 185V186H192ZM198 185V188H197ZM1 186V185H0ZM18 186V185H17ZM18 186V187H19ZM53 186V187H52ZM135 186V187H132ZM137 186V187H136ZM182 186V187H181ZM205 186V187H204ZM210 186V187H209ZM214 186V187H213ZM56 187V188H55ZM61 187V189H60ZM80 187L78 188V190L80 191ZM188 187L190 189H188ZM52 188V189H51ZM134 188V189H133ZM184 188V189H183ZM210 188V189H209ZM10 189V188H9ZM8 189V190H9ZM41 189V190H40ZM55 189V190H54ZM64 189V190H63ZM103 190V192H101ZM183 192H182V191ZM191 190V191H190ZM53 191V192H52ZM62 191V192H61ZM124 191H126L124 193ZM129 191V192H127ZM132 191V192H130ZM180 191V192H179ZM9 192V191H8ZM215 192L213 193L215 195ZM41 193V194H40ZM57 193V194H55ZM60 193V194H58ZM62 193V194H61ZM100 193V194H99ZM103 196L102 197V195ZM182 193V194H181ZM194 193V194H193ZM98 194V195H97ZM102 194V195H101ZM125 194V195H124ZM131 194V195H130ZM177 194V195H178ZM33 195V196H32ZM97 195V196H96ZM121 195V196H120ZM195 195V196H194ZM43 196V197H42ZM94 196V197H93ZM193 196V197H192ZM56 197V198H55ZM100 197V198H99ZM102 197V198H101ZM214 197V196H213ZM45 198V199H44ZM93 198V199H92ZM95 198V199H94ZM44 199V200H43ZM101 199V200H100ZM126 199V200H123ZM178 199V198H177ZM122 200V201H121ZM180 200V199H178ZM191 200V201H189ZM195 200V201H194ZM57 201V202H56ZM101 201V202H100ZM29 202V203H28ZM41 202V203H40ZM48 202L51 204V206L49 207L50 204H48ZM90 202V203H89ZM93 202V203H92ZM120 202V203H119ZM45 203V204H44ZM60 203V204H59ZM119 203V204H118ZM192 203V204H191ZM194 203V204H193ZM29 206H28V205ZM31 204V205H30ZM48 204V206H47ZM65 205V208L64 205ZM93 204V205H92ZM1 205H5L3 202H1L0 204V217H1V211L3 206ZM26 205V207H25ZM68 207H67V206ZM188 205V208L186 207ZM31 206V207H30ZM44 206V207H42ZM50 209H47V207ZM98 206V207H97ZM118 206V207H117ZM125 206V207H124ZM194 206V207H193ZM198 206V207H197ZM20 207V209H19ZM25 207V208H24ZM28 207V208H27ZM41 207V208H40ZM117 207V208H116ZM129 207V208H128ZM223 207V206H222ZM220 208V210L223 208L226 209V205L223 208ZM25 209L24 210H22ZM27 208V209H26ZM31 208V209H30ZM63 208V209H62ZM94 208V209H92ZM116 208V209H115ZM197 208V209H196ZM200 208V211L198 210ZM44 209V210H43ZM47 209L46 212L45 210ZM87 209V210H86ZM91 209V210H90ZM123 211H122V210ZM127 209V210H126ZM130 209V210H129ZM187 209V210H186ZM224 209V210H225ZM40 210V211H38ZM43 210V211H42ZM129 210V211H128ZM196 210V211H195ZM203 212V214L200 215L201 212ZM221 210V212H222ZM42 211V212H41ZM63 211V213H62ZM67 211V210H65ZM89 215H88V212ZM20 212V213H19ZM30 212V213H29ZM86 212V213H85ZM118 212V213H117ZM124 212V213H123ZM128 212V214H127ZM130 212V213H129ZM179 212V211H178ZM198 212V213H195ZM38 213V214H37ZM48 213V214H46ZM123 213V214H121ZM185 213V214H184ZM195 213V214H194ZM92 214V215H91ZM127 214V215H126ZM130 214V216H129ZM196 214H198L199 217L196 218ZM19 217L21 218H18ZM41 215V216H40ZM120 215V216H119ZM192 215V216H191ZM14 216H17L14 218ZM39 216V217H37ZM123 216V217H122ZM128 216V217H127ZM164 218L162 220L163 224L165 223V215H163ZM14 218V222H13V218ZM91 217V218H90ZM126 219H125V218ZM23 218V219H22ZM61 218V215H60ZM121 218V219H120ZM128 219V220H127ZM162 219V218H160ZM159 219V221H161ZM195 219V220H194ZM197 219V220H196ZM17 220V222L15 223V221ZM56 220V221H55ZM88 220V221H87ZM118 220V221H117ZM126 220V221H124ZM183 220L185 222H183ZM194 220V221H193ZM11 221V222H10ZM19 221V222H18ZM55 221V222H54ZM197 221V222H195ZM56 222V223H57ZM125 225H124V223ZM128 222V224H126ZM8 223V224H7ZM15 223V224H14ZM20 223V224H19ZM51 223V224H50ZM53 223V224H52ZM123 223V225L121 224ZM182 223V226L180 225ZM187 223V224H186ZM195 223V224H194ZM16 224H19L18 227ZM98 224V225H97ZM101 224V225H100ZM160 222V228L163 226V224ZM82 225V226H80ZM107 225V226H106ZM120 225V227H118ZM122 225V226H121ZM194 225V227H193ZM16 226V227H15ZM20 226V227H19ZM46 226L48 229H46ZM51 226V227H52ZM101 226V227H100ZM107 228H106V227ZM123 226H127L126 228H124ZM11 227L13 228H17L16 230L11 229ZM39 227V228H38ZM42 227V228H41ZM41 228V229H40ZM45 228V229H44ZM116 228V229H115ZM121 230H120V229ZM159 227H157L158 229ZM179 228V229H178ZM6 229V230H5ZM11 229V230H10ZM102 231H101V230ZM114 229V230H113ZM171 229V230H172ZM14 235H13V232ZM43 230V231H42ZM45 230V231H44ZM123 230V232L121 233L120 231ZM192 230V231H191ZM12 234H10V232ZM44 233H42V232ZM106 231V232H105ZM119 231V232H118ZM152 231V230H151ZM6 234H3V233ZM154 232V234L151 235V233L149 235L153 236H149V240L150 244H152L151 246H153L151 248V246H148V255L150 254V257H147V259H153L156 256V261H160V264H166L167 260L170 259V255L169 253H167L168 251L166 250L164 253L162 251L164 247V245H166L167 242H170L171 238L172 240L174 239L170 234L169 239L165 244L162 243V245H160L161 243L156 242L150 238H153L156 240L157 237L156 236V232L152 231V233ZM111 233V234H110ZM122 235H120V234ZM179 233V236H178ZM10 234V235H8ZM71 234H73V237L71 236ZM108 234V235H107ZM119 234V236H118ZM12 235V236H11ZM28 235V236H27ZM70 236H68V240L64 243L65 247L64 250H68L69 245L73 244V242L75 241V236H76V231L75 233L71 232L69 234ZM106 235V236H105ZM182 235V236H181ZM4 236V237H3ZM5 236L7 237L5 239ZM9 236V237H8ZM40 236V237H39ZM12 237V238H11ZM70 237V238H69ZM71 237L73 239H71ZM109 237V238H108ZM120 237V238H119ZM11 238V240H9ZM24 238V239H22ZM26 238V239H25ZM40 238V239H39ZM108 238V239H107ZM119 238V239H118ZM21 239V240H20ZM29 239V240H28ZM39 239V240H38ZM106 239V240H105ZM36 240V241H35ZM171 240V241H172ZM40 241V242H39ZM72 243H71V242ZM161 242L166 241L165 239L160 240ZM14 242V244H13ZM35 242V243H34ZM114 242V243H113ZM153 242V243H151ZM37 243V244H36ZM67 243V244H66ZM71 243V244H70ZM107 243V246H106ZM112 243V244H111ZM158 243V244H157ZM8 244V245H7ZM11 244V245H10ZM32 244V245H31ZM38 244V245H39ZM149 244V243H148ZM158 246H156V245ZM105 245V246H104ZM160 245V246H159ZM18 246H19V250H18ZM15 247V248H14ZM107 247V248H106ZM159 247V248H158ZM33 248V249H31ZM37 248V249H36ZM67 248V249H66ZM37 251H36V250ZM105 249V250H104ZM161 249V250H160ZM18 250V251H17ZM30 250V251H29ZM154 250V251H153ZM35 251V252H34ZM153 251V252H152ZM156 251V252H155ZM34 252V253H32ZM40 254H38V253ZM105 252V253H104ZM155 252V253H154ZM162 252V253H161ZM237 252L240 254L238 255H233L237 254ZM241 252L243 253V251H241V249L235 250L232 253H230V258L233 261H236V263L238 262V264H242V263H246V264H264V257L261 258L262 260H260V258H251L253 262L249 261L251 260L248 256L245 257L244 254H241ZM6 253V255H5ZM154 253V254H153ZM159 253V254H158ZM16 254V255H13ZM38 254V255H37ZM37 255V256H36ZM156 255V256H155ZM244 255V256H243ZM32 256V255H31ZM96 257V259L93 260V257ZM100 256V258H98ZM102 256V257H101ZM232 256V257H231ZM246 259L247 261H249L247 263V261H244V259ZM239 257V259H238ZM236 258V259H235ZM249 258V259H248ZM29 259V258H28ZM153 259V260H155ZM167 259V260H166ZM256 259V261L254 260ZM6 260V261H5ZM96 260V261H95ZM238 260V261H237ZM98 261H100L98 263ZM169 261V260H168ZM243 261V262H242ZM11 262V264H12ZM81 262V259H80ZM97 262V263H96ZM241 262V263H240ZM61 261H57L55 264H60ZM82 263V262H81ZM244 263V264H245Z\"/></svg>", "mask_w": 264, "mask_h": 264}]
</instances>
